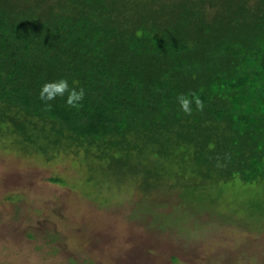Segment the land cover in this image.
I'll return each mask as SVG.
<instances>
[{
    "label": "trees",
    "instance_id": "obj_1",
    "mask_svg": "<svg viewBox=\"0 0 264 264\" xmlns=\"http://www.w3.org/2000/svg\"><path fill=\"white\" fill-rule=\"evenodd\" d=\"M4 135L81 152L89 182L169 188L168 225L264 232V0H0Z\"/></svg>",
    "mask_w": 264,
    "mask_h": 264
},
{
    "label": "rangeland",
    "instance_id": "obj_2",
    "mask_svg": "<svg viewBox=\"0 0 264 264\" xmlns=\"http://www.w3.org/2000/svg\"><path fill=\"white\" fill-rule=\"evenodd\" d=\"M81 156L48 159L0 136V264H264V232L189 210L168 225L169 188L89 182Z\"/></svg>",
    "mask_w": 264,
    "mask_h": 264
},
{
    "label": "clouds",
    "instance_id": "obj_3",
    "mask_svg": "<svg viewBox=\"0 0 264 264\" xmlns=\"http://www.w3.org/2000/svg\"><path fill=\"white\" fill-rule=\"evenodd\" d=\"M69 85L66 80H59L57 82L45 83L40 91V98L42 100H52L56 95H63L66 90H68ZM83 96V92L77 93L75 90H72L69 93L68 103L73 104L74 101H78ZM182 107L187 110L189 101L183 97L179 98Z\"/></svg>",
    "mask_w": 264,
    "mask_h": 264
}]
</instances>
